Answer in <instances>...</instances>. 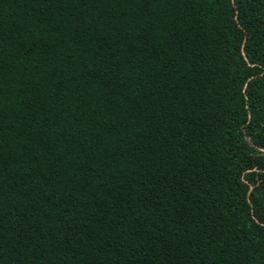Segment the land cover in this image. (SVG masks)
<instances>
[{"label":"trees","instance_id":"obj_1","mask_svg":"<svg viewBox=\"0 0 264 264\" xmlns=\"http://www.w3.org/2000/svg\"><path fill=\"white\" fill-rule=\"evenodd\" d=\"M0 264H264V0H0Z\"/></svg>","mask_w":264,"mask_h":264}]
</instances>
